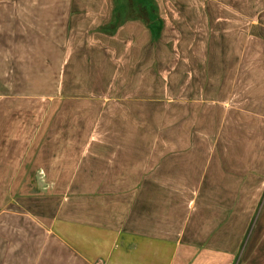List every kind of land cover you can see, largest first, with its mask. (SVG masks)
<instances>
[{"label":"crops","instance_id":"crops-1","mask_svg":"<svg viewBox=\"0 0 264 264\" xmlns=\"http://www.w3.org/2000/svg\"><path fill=\"white\" fill-rule=\"evenodd\" d=\"M30 4L37 13L26 18L44 27L36 28L35 37L19 32L16 42L8 43L1 36L2 70L32 71L33 65L43 62L52 72L69 71L74 63L68 47L70 21L84 5L74 0ZM132 4L135 15L124 20L119 17L128 10V0L87 4L96 8L92 39L111 45L108 53L114 57L138 59L152 56L153 43L164 39L167 25L174 23L175 70L183 73V95L193 89L192 98L180 103L181 118L196 121L184 130L191 139L178 145L165 138L167 129H160V143H154V129L140 131L144 144H130L129 152L144 154L129 159L128 171L113 166L112 175L99 176L97 182L127 183L129 190L98 192L93 208L86 195L79 214L68 215L60 224L54 221L61 208L51 216L45 213L52 218L48 225H42L39 212L15 209L21 220L31 223L32 231L23 230L22 223L21 230L8 227L5 232L6 225L0 224L4 231L0 264H235L243 247L247 249L240 264H264V137L258 145L257 169L242 162L245 149L233 156L234 148L246 145L241 138L246 134L245 121L264 119V0H135ZM153 22L159 25L155 37L148 26ZM32 45L52 52L37 60L39 53L27 51ZM11 61L15 67H10ZM2 145L0 151L13 152ZM27 147L33 148L32 159L41 149L33 143ZM136 159L144 171H138ZM24 166L22 180L35 177L38 183H50L44 166L32 161ZM251 226L255 234L249 241L245 238ZM251 258L255 263L249 262Z\"/></svg>","mask_w":264,"mask_h":264},{"label":"rangeland","instance_id":"rangeland-1","mask_svg":"<svg viewBox=\"0 0 264 264\" xmlns=\"http://www.w3.org/2000/svg\"><path fill=\"white\" fill-rule=\"evenodd\" d=\"M31 1L49 0H0V38L3 35L8 43L16 42L19 32L24 31L21 35L25 37H35L36 28L44 27L43 23L35 24L34 19L26 18L37 13ZM74 1L84 8L78 10L70 21L68 47L74 63L69 66V71L52 72L42 62L38 63L39 71L33 65L31 69L36 70L23 67L22 71L6 72L2 70L0 55V145L9 144L2 147H9L13 150L9 153L15 156L7 157L10 155L5 152L7 149L1 148L4 151H0V215L3 217L0 224L6 225L2 226L5 232L8 227L9 231L21 230L22 223L23 230L32 231L31 223L17 216L20 213L15 211L17 208L39 212L42 225L52 223V218L45 217V213L51 216L61 208L54 221L60 224L68 215L79 214V209L87 201L86 195H89V204L93 203L88 205L89 208H93L99 198L98 192H113L116 188L127 192L130 186L127 183L97 182L99 176L112 175L113 166L128 171L125 167L129 165V159L134 156L139 159L144 154L132 153L129 149L130 144H144L145 137L140 131L145 128L154 129V143H160V129H167L169 135L165 138L178 145L191 139L185 136L184 130L196 121L181 118L183 109L180 103L184 98H192L193 89H186L183 95L185 88L180 85L183 73L175 70L178 33L174 23L167 25L166 34H169L164 39L153 43L152 56L147 54L131 60L130 57H114L108 53L111 45L102 46L92 39V28L96 25L92 15L96 8L86 5L99 0ZM133 1L128 0L129 8L119 20L135 15ZM80 25L87 29H78ZM25 42H28L26 38ZM32 46L27 51L39 53L37 60H43L52 52L49 47ZM11 64L10 67H15L14 62ZM244 127L246 134L241 138L246 145L234 148L233 156L238 150L245 149L242 162L254 170L258 164V145L264 137V119L245 121ZM29 143L41 146L33 159V148L27 147ZM81 146L88 149L83 148L82 153ZM24 147L25 150L28 148L27 152ZM23 152L26 153L24 157ZM30 161L45 167L50 183L47 180L38 183L35 177L22 180L27 171L24 164ZM137 161L138 171H144L139 168L140 160ZM252 173L256 174V171ZM84 180L88 183L82 182ZM255 223L256 216L252 224ZM252 230L253 226L245 239L252 240L255 234ZM2 232L0 227L3 238ZM41 236L43 238V231ZM246 249L242 248L243 253L235 264H240ZM250 261L255 263L256 259Z\"/></svg>","mask_w":264,"mask_h":264},{"label":"trees","instance_id":"trees-1","mask_svg":"<svg viewBox=\"0 0 264 264\" xmlns=\"http://www.w3.org/2000/svg\"><path fill=\"white\" fill-rule=\"evenodd\" d=\"M148 26L152 30V33L155 37L158 33L159 25H157V22H153V23L148 24Z\"/></svg>","mask_w":264,"mask_h":264}]
</instances>
